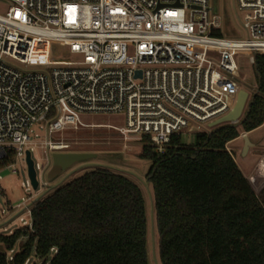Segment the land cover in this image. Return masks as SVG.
<instances>
[{"label": "built area", "instance_id": "1", "mask_svg": "<svg viewBox=\"0 0 264 264\" xmlns=\"http://www.w3.org/2000/svg\"><path fill=\"white\" fill-rule=\"evenodd\" d=\"M6 1L0 14V169L25 162L26 151L42 143L47 152L67 149L53 134L80 127L113 129L124 141L128 134L145 136L161 153L173 135L201 132L202 124L233 107L239 91L229 79L237 73L235 56L249 55L252 64L254 54H264V0H235L243 39L215 34L220 17L208 0ZM35 43L67 47L80 59L47 72H22L5 61L32 64ZM228 85L230 93L222 94ZM119 113L123 127L82 121L84 115ZM36 124L44 131L42 143L32 139ZM33 167L36 177L39 165ZM39 186L44 191L48 183L37 180L33 190ZM31 188L28 178L25 189ZM41 197H21L6 223L16 220L31 231Z\"/></svg>", "mask_w": 264, "mask_h": 264}, {"label": "trees", "instance_id": "2", "mask_svg": "<svg viewBox=\"0 0 264 264\" xmlns=\"http://www.w3.org/2000/svg\"><path fill=\"white\" fill-rule=\"evenodd\" d=\"M252 65L256 90L237 124L196 132L191 146L173 135L161 153L140 138V157L150 161L156 264H264V185L255 192L225 149L264 121V54H254ZM31 218V231L0 234V264H23L32 253L41 264H150L144 195L108 168L85 171L41 197Z\"/></svg>", "mask_w": 264, "mask_h": 264}, {"label": "rangeland", "instance_id": "3", "mask_svg": "<svg viewBox=\"0 0 264 264\" xmlns=\"http://www.w3.org/2000/svg\"><path fill=\"white\" fill-rule=\"evenodd\" d=\"M211 13L220 17V34L225 39H243L245 31L240 24L241 11L237 9L235 0H208ZM6 0H0V14H3L8 6ZM249 55L238 54L235 56L237 65L236 75L229 78L234 84L239 86V90H246L248 99L250 100L252 94L256 90V78L253 65L248 60ZM80 59L79 55L69 53L67 47L44 43H35L33 46V55L31 57L32 64L23 66L10 59H5L6 62L15 66L22 72L39 71L47 72L52 67H59L68 64L72 60ZM224 75H227L224 73ZM228 76V75H227ZM231 86V85H230ZM230 86L224 90H220L222 94L230 93ZM245 111V109H244ZM241 119V118H240ZM239 119V121H240ZM82 121L85 124H110L115 127H123L125 125L124 116L119 114H92L84 115ZM237 121L235 124H237ZM196 125V124H194ZM33 129L38 134L35 141L43 142L44 131L38 129V124L33 126ZM211 128L207 124L201 125V130L208 131ZM256 134L264 139V128ZM31 137L32 134H31ZM52 140L62 141L68 145V148L60 152H79L89 153L93 156L84 160H80L72 164L66 170L62 171L53 180L48 181L46 174L51 167V155L53 152L44 151L40 146H35L30 151V156L34 164H38L36 168V177L41 185L42 181H46L48 186L44 191H41V186L37 190L33 188L26 190L25 182L28 180L26 163L21 160H16L12 172L11 166H6L0 169V234H9L16 228L20 227V223L16 220L7 222V218L11 211V206H15L20 198L29 194H39L42 197L49 195L57 187L67 183L71 179L78 177L88 170L96 167H105L109 170L125 175L127 178L136 183L141 189L146 206V214L148 221L147 230V247L149 252L150 264H156L155 261V247L157 245V237L153 228V216L151 209V202L148 196L150 192L149 184L145 180V174L150 166V161L140 157L143 143L140 141L138 134H128V139L123 140L122 135L113 129L103 127H80L76 130L66 129L61 134L58 132L53 134ZM195 141V132H184L181 134V144L191 146ZM125 146V147H124ZM234 144H230L231 149ZM235 157L239 162L240 156L235 151ZM260 172L264 176V165L260 163ZM264 182V181H263ZM22 183L24 186H22ZM3 211V213H1ZM22 240H18L11 254L16 253L20 248ZM9 254V253H8ZM53 252L49 255L51 256ZM29 264H41V260L35 258L32 253L28 259Z\"/></svg>", "mask_w": 264, "mask_h": 264}, {"label": "water", "instance_id": "4", "mask_svg": "<svg viewBox=\"0 0 264 264\" xmlns=\"http://www.w3.org/2000/svg\"><path fill=\"white\" fill-rule=\"evenodd\" d=\"M247 99H248V93L245 90L240 89L237 93L235 103L233 107L229 110V112L225 114L224 116L218 118L217 120L210 122L208 124V127L213 128L215 126H218L224 123H235L239 121L240 118L242 119L246 114L249 103L251 102V98H250V100L246 103ZM242 140H243L242 152L244 153L247 151L248 147L251 144L246 136H242ZM92 156L93 155L89 153L53 152V154L51 155V167L49 168L46 174V179L48 181H51L56 176H58L62 171L66 170L68 167H70L75 162L90 158ZM25 163H26V169H27V176L30 180L32 188L36 189L37 180L35 177L33 161L30 157V152L28 150L26 151ZM148 196L150 198V202H152L151 194L149 191H148ZM151 209H152V205H151Z\"/></svg>", "mask_w": 264, "mask_h": 264}, {"label": "crops", "instance_id": "5", "mask_svg": "<svg viewBox=\"0 0 264 264\" xmlns=\"http://www.w3.org/2000/svg\"><path fill=\"white\" fill-rule=\"evenodd\" d=\"M263 128L264 121L261 125L250 131H242L238 137L226 144V146L228 147L230 146V144H234V146H232L231 148L233 159L242 174L248 179L255 192H258L264 185V176H262L259 169L260 163L264 162V139L260 136V134H256ZM242 136H246L251 144L248 147L247 151L244 153L242 152ZM235 151L240 156L239 162L235 157Z\"/></svg>", "mask_w": 264, "mask_h": 264}, {"label": "bare ground", "instance_id": "6", "mask_svg": "<svg viewBox=\"0 0 264 264\" xmlns=\"http://www.w3.org/2000/svg\"><path fill=\"white\" fill-rule=\"evenodd\" d=\"M262 165H264V162L262 163Z\"/></svg>", "mask_w": 264, "mask_h": 264}]
</instances>
